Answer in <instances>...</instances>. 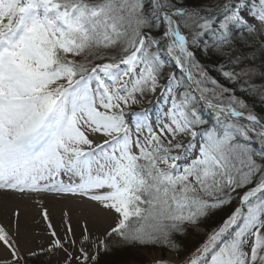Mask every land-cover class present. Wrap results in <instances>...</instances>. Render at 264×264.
Returning <instances> with one entry per match:
<instances>
[{"label": "rangeland", "instance_id": "1", "mask_svg": "<svg viewBox=\"0 0 264 264\" xmlns=\"http://www.w3.org/2000/svg\"><path fill=\"white\" fill-rule=\"evenodd\" d=\"M1 1L6 8L0 24L9 23L8 33L19 17L12 20L7 9L13 0ZM19 1L21 23L28 27L16 36L9 57L23 80L36 91L63 92L65 85H88L93 74L103 83L100 75L107 73L113 77L109 92L122 106L108 119L113 133L133 127L118 169L123 188L117 227L98 238L44 235L0 264H264V134L248 119L253 111L241 87L259 81V68L238 46L209 45L213 36L226 33L227 24L253 28L263 22L264 0ZM32 6L44 14L28 16ZM194 48L220 57L202 58ZM77 53L86 59L77 62ZM133 55L136 62L125 68ZM87 66L94 69L75 82L74 75ZM165 100L176 110V126L158 123L143 130L131 122L130 115L149 117ZM77 134L81 139L82 132ZM185 134L197 138L193 160L177 147ZM137 154L145 157L142 170L159 181L156 187L142 188L135 178ZM173 203L181 207L179 215L169 212ZM157 205L165 211L145 217L147 207ZM184 220L195 235L189 245L198 236L205 242L194 255L177 259L170 251L186 249L164 240L181 236ZM211 224L220 225L201 226Z\"/></svg>", "mask_w": 264, "mask_h": 264}, {"label": "bare ground", "instance_id": "2", "mask_svg": "<svg viewBox=\"0 0 264 264\" xmlns=\"http://www.w3.org/2000/svg\"><path fill=\"white\" fill-rule=\"evenodd\" d=\"M5 8L0 0L1 15ZM31 8L28 16L44 14ZM7 9L19 19L12 32L4 33L8 24H0V261L23 253L26 245L36 246L44 235L98 238L117 227L123 188L118 169L133 127L120 136L113 133L108 119L122 106L109 92L113 77L107 73L100 75L103 83L93 74L88 85L81 82L75 89L33 90L9 57L11 37L23 29L18 26L20 1L13 0ZM131 62H136L134 55L124 67ZM151 114L147 119L145 113L130 115L131 122L140 129L178 123L166 100ZM185 135L177 147L192 159L197 138Z\"/></svg>", "mask_w": 264, "mask_h": 264}, {"label": "trees", "instance_id": "3", "mask_svg": "<svg viewBox=\"0 0 264 264\" xmlns=\"http://www.w3.org/2000/svg\"><path fill=\"white\" fill-rule=\"evenodd\" d=\"M186 9H183L185 11ZM187 11V10H186ZM185 11V12H186ZM227 29L223 30L226 31V33L223 34H217L212 37V42L209 44L211 47L215 46L213 41L216 44L219 45H229V46H238L242 50L243 57L247 59L248 62H250L254 67L259 68V81L256 79L254 82L251 81L249 83H242L241 86L243 89L242 95L243 99L247 103L248 109L253 111V115L258 119L261 125L264 126V21L256 23V26L253 28H248L245 26L239 27L235 24H227ZM210 46H208L209 51L214 50ZM221 47V46H220ZM196 51L197 56H202V58L214 60L215 58H219L220 56L216 57H205L204 55L207 54V52L200 54L201 48L193 49ZM77 62L85 60L86 56L82 53H79L74 58ZM202 62V61H201ZM102 64V63H97ZM96 64V65H97ZM222 65L219 63H215L213 66L218 67ZM94 66H87L86 69L90 70V68H93ZM84 73V72H81ZM233 207V206H232ZM151 213H153V210L156 208H153V206L147 207ZM234 209L231 208L229 210V213L232 212ZM232 214V213H231ZM229 215V214H227ZM188 222L182 223V229L180 230L181 236H174L166 238L164 241L172 240L175 244L181 247H184L186 249L184 252L179 251L180 248H175L176 250L170 251L173 253V255L177 259H183L189 255L194 254L196 249L204 244L205 240L202 237H197L194 242H192L191 245H189L188 241L191 240L195 235L191 230H188ZM220 224H211L208 226H204L208 229L211 228H217ZM176 235V234H175ZM178 237V238H177ZM183 243L181 244V239ZM164 239V238H163ZM163 246V245H162ZM160 246V247H162ZM161 249V248H160ZM163 250V249H162ZM166 251V250H164ZM169 251V250H168Z\"/></svg>", "mask_w": 264, "mask_h": 264}]
</instances>
